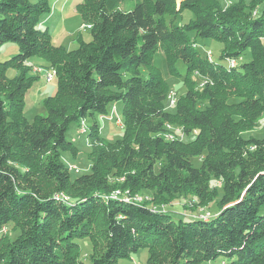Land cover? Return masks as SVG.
Segmentation results:
<instances>
[{"label": "trees", "instance_id": "16d2710c", "mask_svg": "<svg viewBox=\"0 0 264 264\" xmlns=\"http://www.w3.org/2000/svg\"><path fill=\"white\" fill-rule=\"evenodd\" d=\"M121 1L77 3L92 38L67 49L39 26L48 0H0V46L18 47L0 61V264H117L143 248L146 264H264V137L244 135L264 113V0H126L124 10ZM183 10L188 22L167 19ZM191 31L222 44L219 61L199 53ZM156 52L185 85L172 112ZM31 57L54 69L57 85L46 115L28 121L24 96L40 75ZM118 101L122 136L105 143L96 116ZM87 117L90 170L71 177L62 153L77 147L65 133ZM144 190L150 201L131 195ZM174 195L215 201L217 212L176 219L155 209Z\"/></svg>", "mask_w": 264, "mask_h": 264}, {"label": "rangeland", "instance_id": "374dc122", "mask_svg": "<svg viewBox=\"0 0 264 264\" xmlns=\"http://www.w3.org/2000/svg\"><path fill=\"white\" fill-rule=\"evenodd\" d=\"M30 3H36L37 0H28ZM54 0H48L52 5ZM182 0H176V7L178 8L180 2ZM232 1V0H230ZM235 1V0H233ZM62 2L66 5H69L74 0H60V2L57 4H62ZM219 2H224V0H219ZM126 0H123L119 3L120 9H127L128 5L126 4ZM225 4V3H224ZM261 7V6H260ZM76 9V6H75ZM57 11V9H56ZM77 12V11H76ZM66 19H58L59 13L55 12V15L57 18L50 19V21L43 25V28L46 27V25L49 27V30L51 32V41L55 45H62L67 49L74 48L76 46V43L71 44L72 37L74 38L78 33H81L82 39L85 41H90L91 36V30H86L87 28L81 29L80 27L82 25H91L90 23L84 22L82 25H80L83 20L80 17L79 14H73L70 12L69 8L66 9V12H64ZM191 18H193V14L189 10H183L178 14H175L174 12L167 16L168 20L173 21L175 24H183L185 22H188ZM41 20V19H40ZM189 37L192 39H195L197 50L199 53L204 56L208 53L206 50L210 49L212 51V59L213 61H219V53L222 48V44L213 39V38H207L202 39L200 37H196L195 34L191 31L189 32ZM18 53V47L13 42H6L3 45L0 46V61L7 60L11 58L13 55ZM230 58V57H229ZM28 62L31 64V70L32 74L39 73V77L36 78V80L33 82V84L30 86V88L26 91L24 96V108H23V116L28 121H32L35 115H46V111L44 109L43 103L45 99L54 93V90L56 89V79L54 78L51 82H46L44 76L48 73H51V67L48 66L49 64L47 62H43L41 59L37 57H31L29 58ZM154 62L156 66L160 69L163 77L166 79L169 90H174L176 92V97H179L181 94L185 92V85L183 83L182 77H175L171 76L167 72L166 62L164 55L161 52H156L154 55ZM223 62V61H222ZM178 67L181 69V72L183 71V67L181 63L177 64ZM37 68L39 71H34V68ZM45 68V69H43ZM16 73L15 69H8L6 74L8 77L14 76ZM199 82V79H198ZM199 86V85H198ZM166 105V104H165ZM168 106V105H167ZM203 106V104L201 105ZM169 112L174 111V107L167 108ZM122 103L120 101L113 102L108 107V112L106 116L99 117L96 116V121L99 125V134L101 136V139L103 142H109L112 143L116 141L117 139L121 138L122 136V128L120 127V122L122 120ZM92 123V118L87 117L84 121V125L79 124L78 122H74L71 124L67 132L65 133V136L68 140L72 141L76 147H77V153L73 157L70 152H63L62 153V160L66 163L68 166H73L78 168L77 172H74L72 169L68 170L70 171L71 177H75L77 175L87 173L90 170V157H88V153L91 151V140L88 139V131H89V125ZM84 126L86 128V132H84ZM172 134L174 135V138L181 139L183 138L181 133V129L179 127L172 126L171 130ZM168 132V131H166ZM245 136H253L256 138H263L264 137V113L262 114V118L260 116V119L258 121V124L256 125L255 129L251 131H247ZM185 139V137L183 138ZM193 165L197 166L200 163V159L198 157L192 158ZM117 181L120 183V178H116ZM212 183V182H211ZM219 181L216 182V186H219ZM116 190H119L120 192H126L122 191L121 188H116ZM114 190L118 194V191ZM151 191H141V192H133L132 196H138L139 198L142 197L144 201H150L151 199ZM181 196V197H180ZM175 195L173 196V198ZM178 197V198H177ZM175 197L173 200L170 199L169 203H165L162 205H153L155 209H160L161 211H168L171 212V215L178 219H188V218H203L205 215V219L210 218L213 214L217 212V206L215 201H210L205 203L204 205H196L194 206L193 202L195 197H192V195H179ZM6 233L10 238H14L17 236L18 231L12 232L9 230V228H6ZM91 244L87 242V244L83 245L82 247V254L83 258L85 259L89 252H90ZM102 247L101 245H98L97 249ZM87 253V256L85 255ZM148 257V252L145 248L139 249L137 252L132 253L130 257H124L119 258L117 260V264H146V260ZM222 260L221 257L216 258L213 261V264H220V261ZM87 261V260H85Z\"/></svg>", "mask_w": 264, "mask_h": 264}, {"label": "crops", "instance_id": "0c3cea01", "mask_svg": "<svg viewBox=\"0 0 264 264\" xmlns=\"http://www.w3.org/2000/svg\"><path fill=\"white\" fill-rule=\"evenodd\" d=\"M74 1L75 2H73V3L69 4V5H66L63 2H62V4L57 5L60 2V0H54L53 1V4L54 5H52L49 2L50 11H49V13H46V14L41 15V17H40L41 20L39 21V26L41 28H43V25L46 24V23H48L51 18L55 20L57 18V16L55 15V12L56 13H59L58 19H63L65 17V14H63V13L66 12V9H68V8H69V10H70L71 13H73L75 15L78 14L76 12L75 6L81 0H74ZM56 9H57V11H56ZM64 19H66V18H64ZM83 23L84 22H82L80 25H82ZM45 29L48 31V33L51 36V32H50L49 27L47 25H46ZM86 30H88V29H86ZM81 38H82L81 33H78L74 38L73 37L71 38L72 39L71 44H73V43H76L77 44L78 40L81 39Z\"/></svg>", "mask_w": 264, "mask_h": 264}, {"label": "built area", "instance_id": "2783aa9c", "mask_svg": "<svg viewBox=\"0 0 264 264\" xmlns=\"http://www.w3.org/2000/svg\"><path fill=\"white\" fill-rule=\"evenodd\" d=\"M224 3H225V5L229 4V0H224ZM82 28H84V27H82ZM206 51H207L208 54H210L211 57H212V51H211L210 49H207ZM230 61H231V62H236L233 58H230ZM34 71H39V70L35 67V68L33 69V72H34ZM198 75H199V74H198ZM44 78H45V81H46V82H51V81L55 78V71H54V69H53V76H52V77H45V76H44ZM209 83H211V81L207 78V82H199L198 85H205V84H209ZM177 100H178V97H176V92H175L174 90L171 89V98L168 99V106H167V108H170V107L175 106ZM81 126H82V124H81ZM180 135H182V133H180ZM68 168H69L70 170L72 169L74 172H77V171H78V168L74 167V165H73V166H72V165H71V166H68ZM110 197H114V198H118V199H124V198H127V197L125 196V194H122V195H120V196H110ZM68 199H69V198H68ZM3 230L5 231L6 228H3ZM137 264H140V263H137ZM222 264H224V263H222Z\"/></svg>", "mask_w": 264, "mask_h": 264}, {"label": "bare ground", "instance_id": "6f19581e", "mask_svg": "<svg viewBox=\"0 0 264 264\" xmlns=\"http://www.w3.org/2000/svg\"><path fill=\"white\" fill-rule=\"evenodd\" d=\"M82 27H83V25H82ZM82 27H81V28H82ZM84 28H85V27H84ZM84 28H83V29H84ZM87 28H90V25H87ZM206 56H207V57H211V55L208 54V53L206 54ZM229 60H230V59H229ZM234 64H235V62H231V61H230V65H231V66H234ZM52 76H53V73H52V72H51V73H48V74L46 75V77H52ZM206 81H207V80H206ZM170 98H171V91H169L168 94H167V99H166V100H167V103H168V99H170ZM170 128H171V127H170ZM167 129H169V128H167ZM83 130H84V129H83ZM168 133H169V132H168ZM171 134H172V133H171ZM165 137H166V136H165ZM169 137H170V139H171L172 136L169 135ZM166 138H167V137H166ZM118 192H119V191H118ZM115 194H116V193H115ZM124 194H126V193H124ZM120 195H121V193H120ZM126 196H127V195H126ZM130 196H131V195H130ZM128 197H129V196H128ZM133 198H134V197H133ZM135 198H136V197H135ZM132 200H133V199H132Z\"/></svg>", "mask_w": 264, "mask_h": 264}]
</instances>
